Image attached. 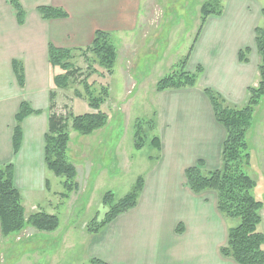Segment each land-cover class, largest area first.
<instances>
[{"label":"crops","instance_id":"obj_1","mask_svg":"<svg viewBox=\"0 0 264 264\" xmlns=\"http://www.w3.org/2000/svg\"><path fill=\"white\" fill-rule=\"evenodd\" d=\"M152 1L21 0L26 18L20 24L9 1L0 0V165L14 163L15 184L23 200L31 191L47 187L44 136L49 126L52 89L57 91V112L74 113L68 103L73 101L71 95L59 102L63 89H57L53 79L63 71L50 64V43L86 48L97 29L128 30L130 34L119 55L130 89L136 88L139 82L128 69L138 68L133 60L141 45L134 40L137 36L133 31L142 29L141 35L152 30L154 17L157 18L151 9ZM43 4L63 7L68 16L45 20L37 11ZM262 7L256 0H224L223 14L207 18L187 63L191 72L199 65L204 68L198 84L157 91L161 107L154 113L159 118L155 132H162L160 158L152 160V168L143 175L145 185L137 206L96 234L87 230L88 223L81 227L68 223L62 229L64 233H58L59 225L49 232L57 234L58 239L46 241L47 264H101L94 260L102 264H238L220 251L227 243L230 227L217 209L216 192H192L187 186L185 169L199 160L204 161L207 169L221 165L226 133L216 121L203 88L211 87L236 103L245 100L250 85H257L260 55L255 29L264 25ZM246 47L251 50L249 61L242 62L239 51ZM15 59L25 67L23 87L13 68ZM24 100L40 113L24 119L21 148L14 155L15 115ZM75 165L78 170V164ZM42 209V204H38L33 211ZM179 223L183 225L181 233L177 232ZM36 257L39 263L42 254L37 253Z\"/></svg>","mask_w":264,"mask_h":264},{"label":"trees","instance_id":"obj_2","mask_svg":"<svg viewBox=\"0 0 264 264\" xmlns=\"http://www.w3.org/2000/svg\"><path fill=\"white\" fill-rule=\"evenodd\" d=\"M15 10L20 24L25 22L26 9L21 0H8ZM37 11L45 20L66 18L65 8L54 5H39ZM224 11V0H205L200 8L201 25L188 53L175 65L171 71L156 83V90L162 92L168 89L194 87L198 84L204 68L199 65L196 71H189L187 63L193 51L207 18L210 15H221ZM264 17V6L262 7ZM255 40L260 62L258 64L259 82L247 89V101L238 106L227 100L222 94L211 87H204L203 92L209 99L216 121L225 129V139L221 150V165L218 168L207 169L203 160L185 169L187 186L194 193L213 190L217 194V209L225 218H240L236 226L228 230L227 243L220 251L225 257L233 258L238 264H264V231L259 229L262 221L261 210L264 201L255 194V179L247 168L252 158V146L248 138L254 123V113L264 98V25L255 29ZM250 48L239 51L242 62L249 61ZM80 52L87 63V71L76 65V53ZM119 50L108 30L97 29L93 40L86 48H65L50 43L49 61L53 67H59L63 72L54 76V86L67 90L73 87L74 95L85 98L91 111L74 114L71 110L57 112V91L50 92L49 126L45 133L44 160L49 170L56 176L63 177V191L59 193L62 199H69L71 194L78 191L77 167L69 158L68 147L71 139L70 128L82 135H90L94 131L105 128L109 122V114L102 109V105L110 97L108 85L101 84L97 92L98 81L90 77L98 73L100 77H107L114 73ZM96 65L99 66L97 68ZM13 68L20 86L25 84V67L21 60H13ZM80 84L83 90L74 87ZM35 113L29 101L20 104L15 115L13 128V152L16 155L22 144L23 121ZM156 113L149 118H139L135 122V147L141 149L146 143V133L152 134L151 144L158 154L152 159L160 158L161 139L156 134ZM50 182L46 184L49 188ZM145 185L144 176L136 179L131 191L117 199L113 191H107L103 196V204L108 207L104 218H92L87 224L91 234L99 233L107 224L120 214L137 206ZM23 196L15 184V165L8 162L0 165V230L3 236L20 233L28 225L39 231L51 232L60 225L57 214L44 209L35 211L26 217ZM177 232H183V225L179 223ZM99 262V260H94Z\"/></svg>","mask_w":264,"mask_h":264},{"label":"rangeland","instance_id":"obj_3","mask_svg":"<svg viewBox=\"0 0 264 264\" xmlns=\"http://www.w3.org/2000/svg\"><path fill=\"white\" fill-rule=\"evenodd\" d=\"M204 1H152L151 9L157 16L154 17L156 22L152 30L141 35L139 34L142 29L133 31L137 36L134 40L141 45L133 60V64L138 65V68L131 71L128 69V73L135 75L139 82L136 88L130 89L127 70L121 66L123 59L120 56L123 51L121 48L130 33L126 29L111 32L113 41L120 51L114 73L105 78L94 73L89 79L98 81L97 92L101 84L110 88V97L102 105V109L109 114V122L105 128L90 135H82L70 128L68 155L75 164H78L79 189L72 193L69 199H62L59 193L63 191V177L56 176L47 167L46 178L51 189L45 185L43 190L38 189L28 194L23 201L26 217L34 212V205L42 204L45 211L59 216L61 230L58 233H64L65 230L62 229L67 228L68 223H75L81 227L96 216L101 220L108 210L103 204V196L107 191H113L116 198L120 199L131 191L138 176L149 173L154 164L151 157L156 156L158 151L150 143L152 134L149 132L146 133L144 147L141 149L135 147V122L139 118L152 117L158 107H161L156 83L188 53L201 25L200 8ZM256 2L264 6V0ZM76 65L87 71V63L80 52L76 53ZM95 66L99 68L98 65ZM258 80L259 77L256 83ZM74 87L83 90L80 84ZM129 89L131 91L126 93ZM70 95L73 101L68 103L74 114L91 111L85 98L75 97L73 87L61 92L59 102L66 101ZM247 97L248 95L245 96V100L234 104L242 106ZM156 121L159 122L158 116ZM156 134L160 135L158 131ZM248 138L253 149L247 170L256 181L255 194L264 201V98L256 108ZM86 159L88 161H85ZM261 212L264 217V207ZM263 217L259 226L261 231H264ZM224 219L228 227L236 226L240 222L238 217ZM56 235L39 231L30 225L20 233L9 236H3L0 230V264H47L46 241L58 239ZM37 253L42 254L39 263Z\"/></svg>","mask_w":264,"mask_h":264}]
</instances>
